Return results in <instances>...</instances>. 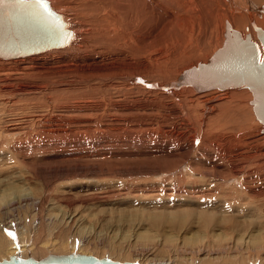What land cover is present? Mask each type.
<instances>
[{
  "label": "rangeland",
  "instance_id": "rangeland-1",
  "mask_svg": "<svg viewBox=\"0 0 264 264\" xmlns=\"http://www.w3.org/2000/svg\"><path fill=\"white\" fill-rule=\"evenodd\" d=\"M51 1L72 28L84 16L98 34L107 33L101 24H112L106 0ZM164 1L154 8L159 33L151 57L146 51L138 58L120 39L99 49L98 62L50 51L0 59V233L25 240L17 255L264 264V133L252 92L147 87L207 63L223 47L230 6L184 0L180 11H168ZM250 24L249 18L246 29L232 25L261 45ZM86 36L98 49L96 36ZM109 66L120 68L102 77ZM130 76L140 81L130 83ZM242 94L250 113L239 107ZM216 113L225 115L211 119ZM205 215L212 217L208 225ZM7 247L0 260L12 255Z\"/></svg>",
  "mask_w": 264,
  "mask_h": 264
},
{
  "label": "water",
  "instance_id": "water-1",
  "mask_svg": "<svg viewBox=\"0 0 264 264\" xmlns=\"http://www.w3.org/2000/svg\"><path fill=\"white\" fill-rule=\"evenodd\" d=\"M264 11V6L262 8ZM257 37L264 47V28L255 25ZM70 23L56 11L49 0L37 4L35 0H4L0 3V59L24 58L62 49L75 39ZM250 34L243 39L240 31L228 24L223 47L208 63H200L186 71L180 80L165 89L191 86L196 91L214 88L247 87L254 95L252 104L258 120L264 125V55ZM264 130V128H263ZM0 264H168L119 261L92 254H54L36 259L11 255Z\"/></svg>",
  "mask_w": 264,
  "mask_h": 264
},
{
  "label": "bare ground",
  "instance_id": "bare-ground-1",
  "mask_svg": "<svg viewBox=\"0 0 264 264\" xmlns=\"http://www.w3.org/2000/svg\"><path fill=\"white\" fill-rule=\"evenodd\" d=\"M50 1V4H51V6L56 10V11H58V12H60V13H62L63 14V16H64V20H66V18H65V13L63 12V11H61V10H58V8L57 7H55L54 6V4H53V2L51 1V0H49ZM108 1H110V0H108ZM107 0H106V3H107V6H108V9L110 10V16L111 17H109L110 19L112 18V24H111V26H103L102 24H101V26H102V28L107 32V33H104V32H101V34L99 33H97V32H99V30H97V29H95V28H91V27H89V24L87 23L88 22V20H87V18L84 16L83 17V19L82 20H80V21H82V22H80V21H77V22H75L74 23V26H73V28L71 27L72 25H71V23L69 22V21H67V22H69L70 23V28L72 29V30H74V32H75V39L72 41V43L69 45V46H67V48L66 49H62V50H60V49H54V50H49L50 52L49 53H47L48 55H52V54H56V53H59V54H64V53H67V52H75L76 53V55L77 56H79V58H81V60H83L84 58L85 59H87V57H92V61L93 62H98L97 61V56L99 55V53H100V50L99 49H101V48H103V47H107L105 44L106 43H109V42H111V41H113V42H116V41H118V40H120V39H122L121 41H124L125 43H123V44H130V47L132 48V51H133V54H137V57L139 58V56H141L142 54H140V53H143V52H146V51H148V53H150L151 55H150V57L151 56H153L154 55V53H155V51H156V40H157V36H158V33H159V30L157 29V27H156V14H157V11H156V9H157V6H158V4L160 3L159 1L160 0H145V2H143L144 0H111V3L112 4H109V2H108ZM174 2H176V0H173ZM173 1H171V0H165L164 1V5H163V8H165V9H167L168 11H170L172 8H174V9H177L178 8V11H180V9H181V6H180V3L182 2V1H184V0H177L178 2L177 3H174ZM227 4H229V6H230V9L228 8V13L225 15V17H228L229 19H230V22L229 21H227L226 22V32H227V29H228V24H230L231 25V27L233 28V25L232 24H234V26H236V27H239V28H247V26H248V23H249V18H250V20H251V24L253 25V27H254V30H255V25H257V26H260V27H263L264 28V11H262V8H263V6L264 5H262V6H260V7H256V5H255V3L256 2H262V1H264V0H224ZM254 1H255V3H254ZM187 2H189V1H187ZM190 2H194V0L192 1V0H190ZM149 3V4H148ZM191 3V4H192ZM195 3V2H194ZM194 3H193V5H194ZM224 3V2H223ZM93 5V4H92ZM104 5V4H103ZM192 5V6H193ZM260 5V4H259ZM101 6V5H100ZM187 6V5H186ZM198 6V5H197ZM196 6V7H197ZM196 7H194V8H196ZM87 8V7H86ZM154 8H156V9H154ZM160 8V7H159ZM162 8V7H161ZM88 9V8H87ZM191 9V8H190ZM198 9V8H197ZM103 10V9H102ZM158 10V9H157ZM98 11V10H97ZM104 11V10H103ZM166 11V10H165ZM195 11H197L196 9H195ZM199 11V10H198ZM85 12V11H84ZM159 12V11H158ZM172 12H173V10H172ZM190 12V11H189ZM194 13V12H193ZM108 14V13H107ZM158 15V14H157ZM161 15V14H160ZM221 15V14H220ZM224 15V14H223ZM101 16V15H100ZM168 16V15H167ZM198 16V15H197ZM171 17V16H170ZM178 17H180V16H178ZM191 17V16H190ZM187 18V22H190V21H192L191 20V18ZM260 17H262V18H260ZM103 18H106V17H103ZM102 18V19H103ZM172 18V17H171ZM169 19L168 18V22H169V20H171L172 21V19ZM199 18V17H198ZM99 19V18H98ZM178 19V18H177ZM185 19V18H184ZM94 20V19H93ZM108 20V19H107ZM160 20H162L161 18H160ZM159 20V18H158V21H160ZM111 20H109V22H110ZM177 21V20H176ZM179 21H180V18H179ZM184 21V20H183ZM198 21V20H197ZM106 22V21H105ZM175 22V21H174ZM205 22V21H204ZM164 23H165V21H164ZM163 23V24H164ZM181 23H184V22H181ZM191 23V22H190ZM202 23V22H201ZM72 24H73V22H72ZM110 24V23H109ZM158 24V23H157ZM162 24V23H161ZM168 24V23H167ZM198 24V23H197ZM204 24V23H203ZM250 24V25H251ZM173 25V24H172ZM185 25V24H184ZM188 25H190V24H187V27H189ZM83 26H86V29H85V27H83ZM97 26V24L94 26V27H96ZM167 26V25H166ZM205 26V25H204ZM112 27H115L116 28V31L115 32H112ZM161 27H163V26H161ZM170 27V26H169ZM169 27H167V28H169ZM198 27V26H197ZM97 28V27H96ZM166 28V29H167ZM184 28V27H183ZM91 29V30H90ZM190 29V28H189ZM93 30V31H92ZM168 30V29H167ZM205 30V29H204ZM209 30V29H208ZM237 30V29H236ZM92 31V32H91ZM94 31H95V33H94ZM179 31V30H178ZM185 31V30H184ZM192 31V30H191ZM190 31V32H191ZM256 31V30H255ZM165 32H167V31H165ZM181 32V31H180ZM189 32V31H188ZM193 32V31H192ZM191 32V33H192ZM226 32H225V41H226ZM90 33V34H89ZM91 33L93 34V38H95L94 36H96V33L98 34V35H100L98 38H97V36H96V39H97V42H95V44H96V46H99V48L98 49H93L90 45H88V41H89V39L90 38H88V36H86V35H89L90 37H91ZM111 33H113L114 35H120V36H118L117 38H113V39H110V37H109V35L111 34ZM241 33V32H240ZM256 33H257V31H256ZM77 34H79V37H77L78 35ZM95 34V35H94ZM164 34H166V33H164ZM171 34V33H170ZM180 34V33H179ZM182 34H184V32L182 33ZM185 34H186V32H185ZM203 34V33H202ZM161 35V34H160ZM167 35V34H166ZM189 34L187 33V36H188ZM196 35V34H195ZM241 35H242V37H243V39H245L246 37H244L243 36V34L241 33ZM251 35V34H250ZM162 36H163V34H162ZM186 36V35H185ZM186 36V37H187ZM252 36V35H251ZM91 37V38H92ZM180 37V36H179ZM183 37V36H182ZM193 37H194V35H193ZM78 38V39H77ZM92 38V39H93ZM164 38H165V36H164ZM185 38V37H184ZM176 39V38H175ZM187 39V38H186ZM192 39V38H191ZM203 39H204V37H203ZM252 39H253V37H252ZM75 40L77 41L76 43H74L75 42ZM93 40H95V39H93ZM164 40V39H163ZM166 40V39H165ZM164 40V42H166ZM171 40V39H170ZM177 40V39H176ZM180 40V39H179ZM181 41H182V38H181ZM224 41V42H225ZM94 42V41H93ZM173 42V41H172ZM176 42V41H175ZM186 42V41H185ZM117 43H119V42H117ZM260 43H261V41H260ZM122 44V45H123ZM161 44V43H160ZM171 44V43H170ZM173 44V43H172ZM175 44V43H174ZM186 44V43H185ZM259 44V43H258ZM119 45V44H118ZM121 45V46H122ZM178 45H179V43H178ZM224 45V44H223ZM126 46V45H125ZM128 46V45H127ZM175 46V45H174ZM180 46V45H179ZM259 46H260V48H261V52H262V55H261V58L263 57V55H264V47H263V45H262V43H261V45L259 44ZM111 47V46H110ZM185 47V46H184ZM108 48V47H107ZM129 48V47H128ZM165 48V47H164ZM88 49H90V50H92V52L91 53H94L93 55L90 53H88V55H87V53L85 52L86 50H88ZM111 49V48H110ZM120 49V48H119ZM167 49V48H166ZM182 49V48H181ZM104 50V49H103ZM116 50V49H115ZM131 50V49H130ZM184 50H185V48H184ZM53 51H55V52H53ZM178 51V50H177ZM218 51V50H217ZM216 51V52H217ZM48 52V51H47ZM115 52V51H114ZM165 52H168V51H165ZM171 52H172V50H171ZM180 52V51H179ZM183 52V51H182ZM215 52V53H216ZM46 53V52H45ZM163 54H164V51L162 52ZM189 53V52H188ZM71 54V53H70ZM146 54V53H145ZM158 54H160V53H158ZM168 54V53H167ZM166 55V54H165ZM164 55V56H165ZM188 55V54H187ZM186 55V56H187ZM32 56H35V55H32ZM32 56H30V57H32ZM46 56V55H45ZM105 56V55H104ZM122 56V55H121ZM162 56V55H161ZM167 56V55H166ZM181 56V55H180ZM180 56H179V58H180ZM90 57V58H91ZM119 57V56H118ZM24 58H26V57H24ZM29 58V57H28ZM105 58V57H104ZM154 58H155V56H154ZM157 58V57H156ZM168 59H169V56L167 57ZM176 58V57H175ZM212 58V57H211ZM16 59H19V58H16ZM21 59V58H20ZM158 59V58H157ZM174 59V58H173ZM178 59V58H177ZM2 60H9V59H2ZM10 60H14V59H10ZM120 60H121V58H120ZM152 60V59H151ZM162 60V59H161ZM165 60V59H164ZM92 61H90V63H92ZM158 61V60H157ZM175 61V60H174ZM210 61V60H209ZM208 61V62H209ZM155 62V61H154ZM207 62V63H208ZM103 64V63H102ZM143 64V66L145 67V68H147V62H144V63H142ZM155 64V63H154ZM96 65V64H95ZM155 66V65H154ZM102 66H100V68H101ZM105 69H106V67H104ZM109 68V69H108ZM107 69V71H105V72H101V73H99V74H101V76L104 74L105 75V73L106 74H108V72H110V71H114V70H116V69H119L120 68V66H113V67H108ZM133 68V67H132ZM95 69V68H94ZM88 70V69H87ZM188 70V69H187ZM73 71V70H72ZM82 71V70H81ZM83 71L85 72V73H87L84 69H83ZM100 71V70H99ZM186 71V70H185ZM116 72V71H115ZM114 72V73H115ZM117 73V72H116ZM184 73V72H183ZM183 73L178 77V79L177 80H175V81H172V82H169V83H166V84H164V83H153V84H149V86H147V87H150L149 89H152V90H154V89H159V90H162V91H166V92H168V93H177L178 94V92H181L182 90L184 91V90H187V89H192V90H194L196 93H206V92H209V91H213V90H221V91H224V90H228V89H237V88H247V87H237V88H227V89H219V88H214V89H211V90H206V91H201V92H198V91H196L193 87H191V86H180V87H178V88H170V89H165L164 88V86H166V85H168V84H172V83H174V82H177V81H179L180 80V77L183 75ZM97 74V73H96ZM121 73H119V75H120ZM109 75V74H108ZM114 75V74H113ZM122 75V74H121ZM85 76H88V75H85ZM98 76V75H97ZM100 76V75H99ZM116 76V75H115ZM103 77V76H102ZM102 77H100V78H102ZM124 77H125V75H124ZM123 77V78H124ZM126 77H127V75H126ZM96 78V77H95ZM106 78V77H105ZM104 78H102V80H103ZM122 79V78H121ZM124 79H126V78H124ZM123 79V80H124ZM89 80V79H88ZM104 80H106V79H104ZM126 80H128V81H130V83H134V82H136L137 83V81H140L139 80V78H134V77H129L128 79H126ZM154 80V79H153ZM84 81H86V80H84ZM152 81V80H151ZM104 82V81H103ZM139 83V82H138ZM141 83H144L143 81L141 82ZM143 85V84H142ZM142 85H138V86H142ZM145 85V84H144ZM249 89V88H248ZM250 90V89H249ZM155 91V90H154ZM251 91V90H250ZM155 92H157V91H155ZM252 92V91H251ZM159 93V92H158ZM230 94V93H229ZM252 94H253V92H252ZM262 95H264V93L262 94ZM175 96V95H174ZM176 97V96H175ZM217 97H218V95H217ZM238 98H239V107L243 110V111H247V113H250L251 112V108L248 106V103L246 102V94H242V95H240V96H238ZM253 98H254V95H253ZM218 99V98H217ZM222 106H225L226 105V103L225 102H223L222 104H221ZM251 105H252V109H253V112H254V114L256 115V113H255V111H254V105L252 104V101H251ZM186 110V109H185ZM209 110V109H208ZM214 111V110H213ZM225 114L223 113V114H221V113H216V116H214V117H212L211 119H213V118H215V119H221V117H223ZM251 115V114H250ZM212 116V115H211ZM84 118V117H83ZM256 118H257V116H256ZM258 119V118H257ZM205 120V119H204ZM74 121V120H73ZM83 121V120H82ZM85 121V120H84ZM76 122H78V121H76ZM258 122H260V121H258ZM261 123V122H260ZM206 124H207V121H206ZM262 124V123H261ZM220 124H218L217 126H219ZM227 124H225V126H226ZM262 127L264 128V125L262 124ZM60 128V127H59ZM218 129V128H217ZM66 130V129H65ZM263 130V129H262ZM45 133H47V131H45V130H43ZM234 131V130H233ZM43 132V133H44ZM51 132V131H50ZM61 132V131H60ZM54 133V132H53ZM63 133V132H62ZM263 133H264V130H263ZM48 134H50L49 133V131H48ZM48 134H46V135H48ZM57 134H58V132H57ZM187 134V133H186ZM50 135H52V133L50 134ZM60 135H62L61 133H59V136ZM64 135V134H63ZM54 136V135H53ZM52 136V137H53ZM228 136V135H227ZM51 137V136H50ZM62 137H64V136H62ZM65 138H67L66 137V134H65V137H64V139ZM234 139H237V138H234ZM152 140V139H151ZM233 140V139H232ZM231 140V141H232ZM238 142V141H237ZM107 143H108V141H107ZM123 143V142H122ZM211 143V142H210ZM242 143V142H241ZM120 145H122V144H120ZM203 148V147H202ZM128 151V150H127ZM122 152V151H121ZM123 152H124V150H123ZM128 152H131L130 154H134L131 150L130 151H128ZM233 152V151H232ZM125 153V152H124ZM141 155V154H140ZM252 192V191H251ZM256 194V193H255ZM27 197V196H26ZM19 200V199H18ZM21 201V200H20ZM13 202V201H12ZM16 204V203H15ZM211 219H212V217H211V215H205L204 216V221L206 222V224L208 225L209 223H211ZM7 230V233L8 232H11V230H9V226H6L5 227ZM3 231H5L4 229H3ZM14 232V231H13ZM9 240L4 236V235H2L1 233H0V255L2 254V252L4 251V250H6L5 248H6V246H8L7 247V249L8 250H11V251H9V253L11 252L12 253V255H15L16 254V252L18 251H20L19 249L20 248H18L19 246H26V244L27 243H25V240L24 241H18V237H16V236H14V234L12 235L11 233H9ZM21 236V235H20ZM256 238V237H255ZM8 240V245L6 244V241ZM253 239V238H252ZM25 243V244H24ZM29 245V244H28ZM15 247H17V248H15ZM13 248L15 249V250H13ZM11 255V254H10Z\"/></svg>",
  "mask_w": 264,
  "mask_h": 264
},
{
  "label": "snow or ice",
  "instance_id": "snow-or-ice-1",
  "mask_svg": "<svg viewBox=\"0 0 264 264\" xmlns=\"http://www.w3.org/2000/svg\"><path fill=\"white\" fill-rule=\"evenodd\" d=\"M4 2V0H0V3H3ZM35 2L37 3V4H40V3H42V0H35Z\"/></svg>",
  "mask_w": 264,
  "mask_h": 264
}]
</instances>
